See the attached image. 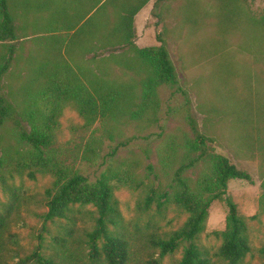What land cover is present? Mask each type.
I'll list each match as a JSON object with an SVG mask.
<instances>
[{
	"label": "rangeland",
	"instance_id": "rangeland-1",
	"mask_svg": "<svg viewBox=\"0 0 264 264\" xmlns=\"http://www.w3.org/2000/svg\"><path fill=\"white\" fill-rule=\"evenodd\" d=\"M79 2L9 0L17 38L0 42V55L9 46L15 49L16 60L6 76V91L15 105L23 106L24 88L37 89L36 83H30L31 74L44 62L51 64L55 74L75 76L88 86L123 94L124 102L115 117L98 119L92 126L86 125L72 105H66L58 119L54 151L91 182L123 165L137 175L143 183L139 189L119 188L114 196L122 216L121 228L131 239L139 264H148L152 258L159 264H176L182 257L180 248L160 258L149 239L178 230L188 215L173 204L161 209L153 204L145 209L144 199L149 187L165 191L170 184L161 162L166 140L173 135L194 139L189 122L196 124L216 153L255 181L254 185L230 181L227 192L240 215L248 220L253 251L242 264H264L258 253L264 245V215L259 214L258 207L264 178V0H166L159 4L161 7L155 10L157 39L169 53L177 84L158 87L151 102L157 111L143 110L135 118L130 113L142 102L147 71L138 69L128 46L99 43L103 32L94 34V38L81 35L70 40V27L58 23V19L73 9L78 31L87 20V25L90 23L96 10L93 0L90 4ZM113 15L108 12L109 29L114 26ZM60 37H66V42H60ZM121 143L125 146L119 147ZM1 145L16 146L11 124L4 128ZM199 173L197 169L189 175L196 178ZM3 175L0 220L6 219L8 229L1 241L0 263L18 264L39 251L73 264H90L85 231L93 229L95 209L76 207L72 221L45 222L44 192L53 178L44 174H37L35 180L26 174ZM226 217L225 203L214 201L205 229L195 242L216 264H226L215 256L221 245L217 233L225 229ZM60 237L67 240L64 246L59 245Z\"/></svg>",
	"mask_w": 264,
	"mask_h": 264
},
{
	"label": "trees",
	"instance_id": "trees-1",
	"mask_svg": "<svg viewBox=\"0 0 264 264\" xmlns=\"http://www.w3.org/2000/svg\"><path fill=\"white\" fill-rule=\"evenodd\" d=\"M147 2L149 0H106L101 4L98 1L88 25L89 20L78 31L75 26L67 30L68 34L73 32L71 36L67 35L72 41L81 35L94 38L96 34L103 32L97 39L103 46H128L134 53L133 59L139 65L138 69L147 71L142 82V102L137 110L130 113L134 118L143 110L157 111L151 106V102L156 98L158 87L177 84L175 68L162 41H159V47L146 49H139L133 44L134 16ZM9 7V0H0V42H12L17 38ZM109 11L115 15L114 26L110 29L107 28ZM66 37H60V42L65 43ZM15 60V49L12 46L0 55V179L4 181L3 173L11 176L26 174L32 180L36 179L37 174L50 175L53 183L44 192V221H72L71 215L76 207H92L96 214L93 229L85 231L89 263L139 264L135 261L131 239L121 228L122 216L114 196V191L119 188L139 189L143 183L137 179V175L123 165L120 170L110 169L102 178L91 182L88 177L58 158L54 151L55 136L59 129L58 119L66 105H72L86 125L92 126L98 119L115 117V112L121 109L124 102L123 94L106 92L93 86L94 84L88 86L75 76L55 74L51 64L44 62L33 69L31 74L30 83H36L37 89L33 91L32 88H24L23 106L19 107L13 102L11 93L8 95L6 91V76ZM7 124L12 125L15 148L1 145L2 133ZM189 124L195 138L190 140L173 135L166 140L161 154V162L170 184L165 191L149 187L144 199L145 209L153 204L158 209L166 204H173L188 217L178 230L165 236L150 237L149 245L158 251L160 258L173 255L182 248V257L176 264H216L195 242L205 229L211 204L222 201L227 208L226 225L222 232L217 233L221 237V245L215 256L226 264H242L253 251L249 240L248 220L240 215L237 205L228 194V183L240 180L254 185L255 181L248 172L216 153L200 134L196 124ZM124 146V143L119 145ZM116 152L117 148L113 149L112 154L115 155ZM197 169H200L199 175L191 177L189 174ZM260 189L259 214L264 215V178ZM14 203L15 201L12 202ZM7 229L8 222L1 219L0 251L3 233ZM57 239H60V246L67 242L62 237ZM258 253L264 258V245L258 249ZM30 263L73 264L71 260L47 257L39 251L18 264ZM148 264L159 262L152 258Z\"/></svg>",
	"mask_w": 264,
	"mask_h": 264
},
{
	"label": "crops",
	"instance_id": "crops-1",
	"mask_svg": "<svg viewBox=\"0 0 264 264\" xmlns=\"http://www.w3.org/2000/svg\"><path fill=\"white\" fill-rule=\"evenodd\" d=\"M100 1L103 4L106 0H93V4L97 9V2ZM149 0L134 16L133 22V44L139 49L155 48L161 44L157 39L158 28L156 26L155 10L160 8L159 4H164L166 0ZM90 4L91 0H80L79 3ZM157 3V4H156ZM76 6V5H75ZM74 6V7H75ZM73 7V6H72ZM73 9H69L65 16L58 19V23H63L67 27H73L75 19L73 15ZM73 33V32H72Z\"/></svg>",
	"mask_w": 264,
	"mask_h": 264
}]
</instances>
